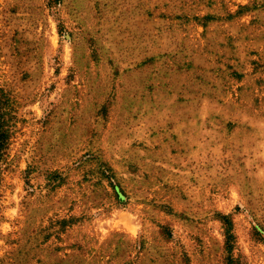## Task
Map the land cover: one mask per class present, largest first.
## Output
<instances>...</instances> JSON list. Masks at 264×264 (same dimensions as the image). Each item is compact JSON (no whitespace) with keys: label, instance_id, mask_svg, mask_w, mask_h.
<instances>
[{"label":"rangeland","instance_id":"obj_1","mask_svg":"<svg viewBox=\"0 0 264 264\" xmlns=\"http://www.w3.org/2000/svg\"><path fill=\"white\" fill-rule=\"evenodd\" d=\"M1 127L0 264H264V0H0Z\"/></svg>","mask_w":264,"mask_h":264},{"label":"trees","instance_id":"obj_2","mask_svg":"<svg viewBox=\"0 0 264 264\" xmlns=\"http://www.w3.org/2000/svg\"><path fill=\"white\" fill-rule=\"evenodd\" d=\"M7 139H8V132L6 131V129L1 127L0 128V160L3 156V151L5 148ZM227 231H228L227 234L230 237V231L229 230Z\"/></svg>","mask_w":264,"mask_h":264}]
</instances>
